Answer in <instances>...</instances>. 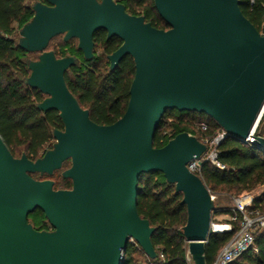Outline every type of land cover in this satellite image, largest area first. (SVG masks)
I'll return each instance as SVG.
<instances>
[{"label":"water","instance_id":"95a60500","mask_svg":"<svg viewBox=\"0 0 264 264\" xmlns=\"http://www.w3.org/2000/svg\"><path fill=\"white\" fill-rule=\"evenodd\" d=\"M168 27L127 12L115 0H37L19 30L18 45L36 52L26 83L45 97L43 112L56 110L63 123L55 142L31 159L14 156L0 135V264H121L123 250L137 242L150 258L155 227L137 209L141 174L160 171L182 193V227L194 264H207L205 243L216 200L187 164L206 145L180 132L161 147L153 138L168 109L204 112L229 136L244 142L264 109V24L259 30L242 12L241 0H154ZM121 45L108 54L110 69L131 55L135 72L123 115L95 122L70 90L66 71L78 61L48 49L63 35L78 40L85 59L94 57V33ZM253 144L264 151V137ZM61 172L70 188H55ZM41 209L51 229H36L28 215Z\"/></svg>","mask_w":264,"mask_h":264},{"label":"trees","instance_id":"16d2710c","mask_svg":"<svg viewBox=\"0 0 264 264\" xmlns=\"http://www.w3.org/2000/svg\"><path fill=\"white\" fill-rule=\"evenodd\" d=\"M117 1L125 5L127 12L145 16L155 27H168L159 15L154 0ZM263 4L264 0H256L252 5L249 1L242 0L240 5L243 14L259 30H262L264 24ZM32 5L26 0H0V135L14 156L17 148L24 147L27 156L36 159L53 146V131L62 129L63 123L58 111L43 112L38 109L37 104L45 95L26 83L30 73L28 63L32 58L29 57L30 52L18 45V37L20 28L33 16ZM93 39L95 55L91 59H85L77 45L73 46L70 40H63L57 48H49L51 40L48 49H53L59 56L72 54L78 58L77 63L65 73L67 85L80 104L89 110L95 122L111 124L123 115L127 107L129 88L135 72L134 61L131 55H126L111 70L107 54L118 48L122 39L114 36L106 40L104 29L97 30ZM98 46L102 47L101 53L96 51ZM201 121L209 124L207 131L198 128ZM220 127L204 112L168 109L157 126L153 144L161 147L183 131L194 134L199 139L212 136ZM218 148V157L225 167L219 168L205 161L197 172L207 188L211 193L212 190H220L233 194L236 192L241 196L248 194L249 208L264 210V151L254 144H247L229 135L221 141ZM67 164L69 166L70 161L64 162L63 167H68ZM58 171L62 172L56 170L52 175H43L53 176ZM60 176L59 181L54 180L55 188H70L71 180L64 178L62 174ZM234 198L231 194V200ZM137 209L155 227L151 239L157 255L155 258L146 255L143 262L139 261L135 255L145 252L137 242L130 241L123 250L121 264H192L188 242L182 231L187 221L186 205L182 203V193L176 192L175 185L169 183L162 172L140 175ZM221 213L229 217L237 214V220H227L232 224L231 231H210L205 243L207 264L213 263L219 250L240 227L242 215L235 211V205L221 206L216 200L212 220ZM28 220L36 229H51L44 212L39 208L28 215ZM253 245L256 250L251 247L228 264H264V229L255 231Z\"/></svg>","mask_w":264,"mask_h":264},{"label":"built area","instance_id":"2783aa9c","mask_svg":"<svg viewBox=\"0 0 264 264\" xmlns=\"http://www.w3.org/2000/svg\"><path fill=\"white\" fill-rule=\"evenodd\" d=\"M247 1H249L250 5L256 2V0ZM169 119L171 120L172 118ZM198 128L202 131H207L209 129V124L206 121H201L198 123ZM226 136H228L226 130L220 127L212 136L201 137L200 140L206 145V150L200 158L192 159L187 164L188 168L197 174V172L200 171L202 163L205 161H209L219 168H224L225 165L218 157V147ZM256 136L264 137V109L257 119L253 130L251 131V135L244 142L247 144H253ZM235 211L242 215L240 227L219 250L212 264H228L243 251L251 247L256 250L253 245L254 233L258 229H264V210L258 208L250 209L249 195H245L236 198ZM230 220H237V214L230 216ZM210 230L231 231L232 224L230 222L220 223L211 220Z\"/></svg>","mask_w":264,"mask_h":264},{"label":"rangeland","instance_id":"374dc122","mask_svg":"<svg viewBox=\"0 0 264 264\" xmlns=\"http://www.w3.org/2000/svg\"><path fill=\"white\" fill-rule=\"evenodd\" d=\"M36 0H26V2L28 4H33ZM73 46H76L77 43H78V40L76 38H72L70 39L69 41ZM63 43V35H58L56 37H54L51 41V44L49 46V48H57L59 46V44H62ZM96 51L101 53L102 52V47L98 46L96 47ZM38 56V53L36 52H30L29 53V57L32 58V59H35L37 58ZM24 147H21V148H17L16 149V152H15V155L16 156H21L22 152H24ZM69 164V163H68ZM67 164V166H68ZM64 168H66V166H64L62 169L60 170H63ZM61 171H58L55 175L53 176H47V175H43V176H39V174L35 173L34 174V177L35 178H39V179H45V178H51L53 180H56V181H59L61 179ZM59 187V186H57ZM213 191V195L215 196V199L217 200V203L218 204H221V206H225V205H235L236 203V198L241 196L240 194H236V192L233 193H226V192H221L220 190L218 191H215V190H212ZM233 192V191H232ZM257 192V191H256ZM250 193H254V192H250ZM231 194L232 196L234 195V199L231 200ZM245 195H248V194H243L242 196H245ZM251 196V195H250ZM252 197V196H251ZM230 219L229 215L227 214H224V213H221V214H217L215 216V219H214V222H220V223H225L227 222V220ZM132 242H134V240H132ZM136 258L139 260V261H144L145 258H146V254H140V253H137L136 255ZM190 261L193 263L192 259H190Z\"/></svg>","mask_w":264,"mask_h":264},{"label":"flooded vegetation","instance_id":"af4514ba","mask_svg":"<svg viewBox=\"0 0 264 264\" xmlns=\"http://www.w3.org/2000/svg\"><path fill=\"white\" fill-rule=\"evenodd\" d=\"M115 1H117V0H115ZM117 2H119V1H117ZM121 3V2H120ZM106 31V30H105ZM114 37V36H113ZM112 38V37H111ZM110 39V38H109ZM109 39H107V32H106V40H109ZM117 49V48H116ZM115 49V50H116ZM112 53V52H111ZM107 56H108V54H107ZM108 58V57H107ZM109 60V59H108ZM110 62V61H109ZM121 62V61H120ZM109 67H110V63H109Z\"/></svg>","mask_w":264,"mask_h":264}]
</instances>
